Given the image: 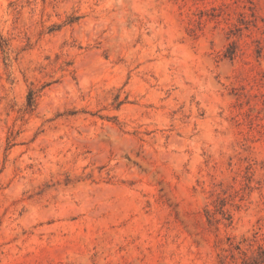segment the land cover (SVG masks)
Masks as SVG:
<instances>
[{
  "label": "rangeland",
  "instance_id": "obj_1",
  "mask_svg": "<svg viewBox=\"0 0 264 264\" xmlns=\"http://www.w3.org/2000/svg\"><path fill=\"white\" fill-rule=\"evenodd\" d=\"M0 264H264V0H0Z\"/></svg>",
  "mask_w": 264,
  "mask_h": 264
}]
</instances>
